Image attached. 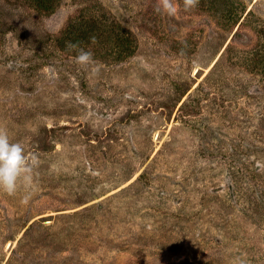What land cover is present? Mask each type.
Listing matches in <instances>:
<instances>
[{
	"label": "rangeland",
	"instance_id": "1",
	"mask_svg": "<svg viewBox=\"0 0 264 264\" xmlns=\"http://www.w3.org/2000/svg\"><path fill=\"white\" fill-rule=\"evenodd\" d=\"M157 3L0 0V264H264V0Z\"/></svg>",
	"mask_w": 264,
	"mask_h": 264
},
{
	"label": "clouds",
	"instance_id": "2",
	"mask_svg": "<svg viewBox=\"0 0 264 264\" xmlns=\"http://www.w3.org/2000/svg\"><path fill=\"white\" fill-rule=\"evenodd\" d=\"M198 4L199 0H183L185 11L194 9ZM155 11L173 16L177 7L174 0H158ZM91 39L95 42V37ZM66 46L70 51L77 52L75 59L78 64L87 65L93 62L92 53L81 48L79 43L68 42ZM33 163L25 154L23 146L19 142L10 141L7 130L0 127V191L14 195L21 180L30 182Z\"/></svg>",
	"mask_w": 264,
	"mask_h": 264
}]
</instances>
